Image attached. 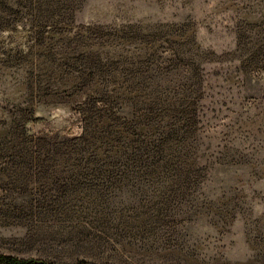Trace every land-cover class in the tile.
I'll return each instance as SVG.
<instances>
[{
  "label": "rangeland",
  "instance_id": "374dc122",
  "mask_svg": "<svg viewBox=\"0 0 264 264\" xmlns=\"http://www.w3.org/2000/svg\"><path fill=\"white\" fill-rule=\"evenodd\" d=\"M0 255L264 264V0H0Z\"/></svg>",
  "mask_w": 264,
  "mask_h": 264
},
{
  "label": "trees",
  "instance_id": "16d2710c",
  "mask_svg": "<svg viewBox=\"0 0 264 264\" xmlns=\"http://www.w3.org/2000/svg\"><path fill=\"white\" fill-rule=\"evenodd\" d=\"M0 264H36V262L11 255H0Z\"/></svg>",
  "mask_w": 264,
  "mask_h": 264
}]
</instances>
